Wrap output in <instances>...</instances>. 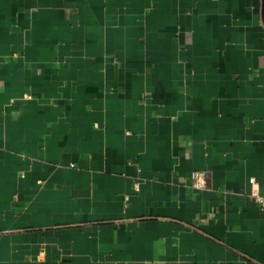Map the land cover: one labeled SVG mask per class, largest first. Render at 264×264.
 I'll return each mask as SVG.
<instances>
[{
  "label": "crops",
  "instance_id": "0c3cea01",
  "mask_svg": "<svg viewBox=\"0 0 264 264\" xmlns=\"http://www.w3.org/2000/svg\"><path fill=\"white\" fill-rule=\"evenodd\" d=\"M257 188L264 0H0V264H264Z\"/></svg>",
  "mask_w": 264,
  "mask_h": 264
},
{
  "label": "built area",
  "instance_id": "2783aa9c",
  "mask_svg": "<svg viewBox=\"0 0 264 264\" xmlns=\"http://www.w3.org/2000/svg\"><path fill=\"white\" fill-rule=\"evenodd\" d=\"M191 181V188L194 191H203L207 187L206 174L201 171H194L191 174ZM136 189H138V187ZM250 198L257 202L262 209H264V195L261 194L258 188L252 190Z\"/></svg>",
  "mask_w": 264,
  "mask_h": 264
}]
</instances>
